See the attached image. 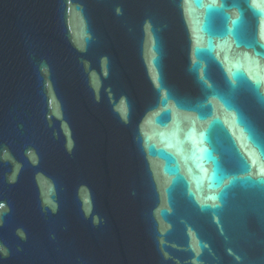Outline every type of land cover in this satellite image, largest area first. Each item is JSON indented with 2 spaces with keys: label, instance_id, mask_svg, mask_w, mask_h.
<instances>
[{
  "label": "water",
  "instance_id": "95a60500",
  "mask_svg": "<svg viewBox=\"0 0 264 264\" xmlns=\"http://www.w3.org/2000/svg\"><path fill=\"white\" fill-rule=\"evenodd\" d=\"M0 264H264V0H0Z\"/></svg>",
  "mask_w": 264,
  "mask_h": 264
}]
</instances>
